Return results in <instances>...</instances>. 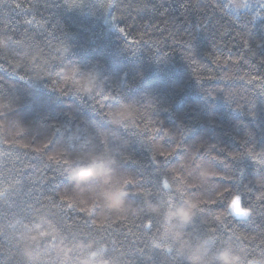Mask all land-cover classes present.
<instances>
[{"label": "trees", "instance_id": "obj_1", "mask_svg": "<svg viewBox=\"0 0 264 264\" xmlns=\"http://www.w3.org/2000/svg\"><path fill=\"white\" fill-rule=\"evenodd\" d=\"M229 1L0 0V264H264V0Z\"/></svg>", "mask_w": 264, "mask_h": 264}, {"label": "clouds", "instance_id": "obj_2", "mask_svg": "<svg viewBox=\"0 0 264 264\" xmlns=\"http://www.w3.org/2000/svg\"><path fill=\"white\" fill-rule=\"evenodd\" d=\"M64 81L67 85L75 87L78 91L88 94L95 90L97 75L93 73L81 74V69L78 66H73L67 69H61ZM135 118V109L130 103H125L117 109L115 113V119L117 122L130 121ZM108 170H101L95 167H88L82 169L79 173L77 180L81 182L83 179H104ZM127 193L122 189L116 192H107L105 194V206L111 211H122L129 207L128 202L123 198ZM158 207V206H154ZM237 211H244V207L240 202L237 205ZM195 214V202L188 201L185 205L177 207L175 209H169L165 213V227L172 232L173 238L180 240L182 233L175 231L171 227L172 221H177L180 225H186L191 222ZM207 242L202 245H198L194 248H186L181 246L178 250L180 254L188 252L187 259L189 264H207L205 257L208 254ZM215 260L219 264H241V259L229 249L220 250L215 254Z\"/></svg>", "mask_w": 264, "mask_h": 264}, {"label": "rangeland", "instance_id": "obj_3", "mask_svg": "<svg viewBox=\"0 0 264 264\" xmlns=\"http://www.w3.org/2000/svg\"><path fill=\"white\" fill-rule=\"evenodd\" d=\"M259 0H230L229 3H230V6L238 11V10H242L246 7H248V5L250 4H257ZM240 203V200L238 198L236 199H233V201H231V204H230V210L232 212H235V213H238L240 215H244L246 213V211H241V212H238L237 211V205Z\"/></svg>", "mask_w": 264, "mask_h": 264}, {"label": "snow or ice", "instance_id": "obj_4", "mask_svg": "<svg viewBox=\"0 0 264 264\" xmlns=\"http://www.w3.org/2000/svg\"><path fill=\"white\" fill-rule=\"evenodd\" d=\"M121 32H123V29H120ZM149 227H151V223L149 222L148 224Z\"/></svg>", "mask_w": 264, "mask_h": 264}]
</instances>
